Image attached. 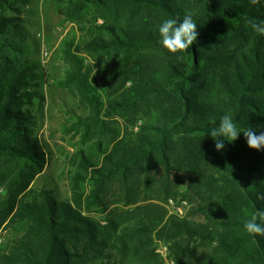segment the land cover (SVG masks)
Here are the masks:
<instances>
[{
    "label": "trees",
    "instance_id": "trees-1",
    "mask_svg": "<svg viewBox=\"0 0 264 264\" xmlns=\"http://www.w3.org/2000/svg\"><path fill=\"white\" fill-rule=\"evenodd\" d=\"M28 1L0 0V264H164L155 238L175 264H264V236L244 228L264 210V150L242 133L264 131V35L248 23L264 0H57L59 83L81 111L61 128L82 140L64 197L36 134L47 74L21 57ZM186 12L199 35L173 54L159 27ZM225 114L241 134L217 151Z\"/></svg>",
    "mask_w": 264,
    "mask_h": 264
},
{
    "label": "rangeland",
    "instance_id": "rangeland-1",
    "mask_svg": "<svg viewBox=\"0 0 264 264\" xmlns=\"http://www.w3.org/2000/svg\"><path fill=\"white\" fill-rule=\"evenodd\" d=\"M21 27L24 31L22 60L35 63L40 71L47 74V82L39 86L44 95V102L38 112L39 123L36 134L48 146V164L44 174L51 180L56 194L60 197L68 195V177L71 171L68 154L82 145L79 136L73 133L65 135L61 128L70 121L72 113H81L77 100L67 88L60 85L64 78L66 63L62 59V42L70 31L71 24L63 20L57 7V0H29L22 5ZM46 177L37 178L35 184H42ZM167 209L174 214L183 215L188 208L186 202L169 199L165 203ZM8 233L0 231L2 242ZM155 251L164 264H175L169 257L167 244L162 239L155 238Z\"/></svg>",
    "mask_w": 264,
    "mask_h": 264
},
{
    "label": "clouds",
    "instance_id": "clouds-1",
    "mask_svg": "<svg viewBox=\"0 0 264 264\" xmlns=\"http://www.w3.org/2000/svg\"><path fill=\"white\" fill-rule=\"evenodd\" d=\"M250 2L252 5H257L260 0H250ZM248 23L254 32L264 35V22L257 23L255 20H249ZM159 34L162 46L173 54L187 51L197 41L199 35L191 12H186L180 22H178V18L165 20L159 27ZM212 123L215 125L216 121ZM242 133L250 149L264 150V131L257 134L256 130L248 128ZM208 134L214 140L215 149L221 151L225 147V141L234 142L241 132L231 115L225 114L220 118L218 125L209 129ZM258 198L264 199V195ZM244 228L249 234L264 236V210L258 209L250 214V218L244 221Z\"/></svg>",
    "mask_w": 264,
    "mask_h": 264
},
{
    "label": "built area",
    "instance_id": "built-area-1",
    "mask_svg": "<svg viewBox=\"0 0 264 264\" xmlns=\"http://www.w3.org/2000/svg\"><path fill=\"white\" fill-rule=\"evenodd\" d=\"M1 243H2V239L0 238V245H1Z\"/></svg>",
    "mask_w": 264,
    "mask_h": 264
}]
</instances>
